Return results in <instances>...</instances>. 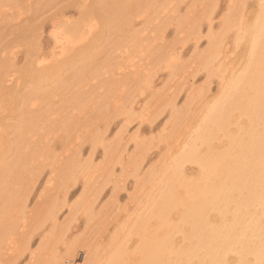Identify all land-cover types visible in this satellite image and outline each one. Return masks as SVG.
<instances>
[{
    "label": "bare ground",
    "instance_id": "bare-ground-1",
    "mask_svg": "<svg viewBox=\"0 0 264 264\" xmlns=\"http://www.w3.org/2000/svg\"><path fill=\"white\" fill-rule=\"evenodd\" d=\"M170 1L182 2L0 0V99L8 98L13 107L10 115L5 112L8 116L0 117L3 264H17L25 256L23 264H75L82 248L87 252L86 264H264V0H257L251 19L243 16L242 0H230L217 31L212 16L218 0H190L186 14L176 16L186 39L194 38L192 61L208 76L220 69L218 46L228 30L234 28L236 40L246 45L243 63L228 78H221L216 96L205 98L202 86L191 85L181 105L176 96L165 97L154 89L149 76L160 65L171 75L184 69L175 43L150 46L154 49L142 55L144 66L124 75L118 72L122 77L113 72L137 63L128 62L141 41L137 19L151 22V8L157 12L170 6L176 14L177 7L172 8ZM202 21L208 24L206 34H202ZM47 27L50 49H44L47 39L39 43ZM202 37L206 47L198 50ZM11 44L23 46L22 59L8 52ZM19 61L23 65L16 70L13 66ZM90 80L95 83L88 87ZM143 93L149 98L136 114L134 98ZM57 99V104L48 106ZM200 103L202 110L196 113ZM3 104L0 100V108ZM86 109L89 118L102 126L91 119L82 121L85 116L80 112ZM166 109L169 117L163 129L167 131L161 134L172 151L158 167L141 171L154 142L138 134L125 136L127 124L136 119L140 124L144 112L158 116ZM117 116L125 123L107 137ZM53 134L66 141L61 153L54 152L48 140ZM84 142L90 143L91 152L102 149L99 165L91 157L82 158ZM113 163H118L124 176L138 177L140 186L148 185L149 193L139 200L140 212L128 230L119 225L124 234L130 233L126 236H138L133 250L124 235L119 241L122 232H115L117 226L109 235L113 241H105L103 257L104 247L90 232L71 236L69 231L74 230L71 224L80 211L88 221L98 217L92 209L103 187L122 181ZM186 163L196 165L195 177L187 176ZM44 166L51 168L47 184L30 206L29 194ZM77 180L81 192L69 203L74 194L69 189ZM106 204L100 208L110 211L112 204ZM91 222L90 227L97 226ZM38 230L41 237L32 248V234Z\"/></svg>",
    "mask_w": 264,
    "mask_h": 264
},
{
    "label": "rangeland",
    "instance_id": "rangeland-1",
    "mask_svg": "<svg viewBox=\"0 0 264 264\" xmlns=\"http://www.w3.org/2000/svg\"><path fill=\"white\" fill-rule=\"evenodd\" d=\"M234 2H236V0H234ZM170 4H172V8L176 5V7H177V13L176 14L172 15V12H173L172 10H174V8L171 9L170 6L167 9H165L164 11H158L157 10V12H155L153 10V8H151L150 11L152 12V15L154 17L153 20H151V22H150V20L147 21L146 18H138L137 19L138 21H137V23H135V28L139 29L141 41H139V43L135 44L134 49L132 50V52L128 56V58H129L128 62L129 63H132L134 61L135 62L137 61V63H133V64L129 65L128 68H125L122 71H121V69H118V70L113 71V72H115V76L122 77V75H120L118 72H121V74L124 75L125 73L132 72L138 66H144V64H142L143 63V56L142 55H144L143 53L145 52L146 49H149V50L154 49L150 46H153L156 48V47L160 46L161 44H171V43L173 44V43H175V46L180 48V50H181L180 57L182 59V62L185 64V67L182 71L179 70L178 73L171 75L170 72L167 69H164L161 65L157 66V69L155 70L154 73H152L151 71L149 72L150 78L154 80V83H153L154 89H157V90L161 91L162 93H164L165 97L171 98L172 96H176V102L178 105H181L183 103V101L186 97V94L188 93V88L191 85H194L196 87L202 86L205 90V94H203L204 97L210 99V98L216 96L217 93L219 92L221 78L222 77L223 78L225 77L224 79L228 78V76L230 75V72H234L236 69L239 68L241 63H243L242 60L244 59L243 56L245 55V52H243V51L246 50V45L244 44V41L236 40L234 28H231L230 30H228V32H226L224 34V37L221 39V43H219V46H218L221 49L220 55L218 57L219 59L217 61L218 64L220 65V69H218V71L215 74L208 76L205 72L206 71L205 69L199 68L197 66V64L195 63V61H192L193 60V52H194V38L189 37L188 39H186V37H185L186 33L184 32V30L179 28L178 22L176 19V16L179 17V15L181 16L183 14H186V12L188 11L187 9L189 7L188 5H190V0H182L181 3H177L175 1H170ZM230 4H231L230 0H218V4H217L216 8L214 9L213 16H212V19H213L212 20V27L215 31L220 30L222 17L225 14V12H226V10ZM241 4H242L241 7H243V9H244L243 16L246 15L245 19H251L254 15L256 8H257V0H242ZM148 14L151 17V14L149 13V11H148ZM165 15L167 16L168 19L163 22L161 20V18L165 17ZM71 16H72L71 19H74L75 16H73V15H71ZM157 23H159V24L157 25V28H155L153 25H155ZM200 24H201L200 27L202 30V34H206L207 25H208L207 22L202 21V23H200ZM5 27L7 28V25ZM49 30H50V27H47L45 32L42 33L43 34L42 38H39V43L40 42L42 43L43 39H47V40H44V42H43L44 43V49H50L51 48V43L49 42V40H50V36H49L50 31ZM160 32H161V36L159 34ZM7 41H10V40H7ZM180 41H182V42H180ZM205 47H206V38L202 37L198 42L197 49L203 50ZM8 52L9 53H11V52L16 53L17 57H21V59H22L24 48L21 45H12L11 44V47L8 50ZM7 56H9V55H7ZM119 59H121V58L119 57ZM21 65H23L22 62L14 65L13 67L16 68V70H18L17 68H19ZM94 83H95L94 80H90L88 87L93 86ZM148 98H149L148 93H143L142 95H136V97L134 98V102H135L134 108L136 110L135 111L136 114H139L141 111H143L142 105L144 104V102ZM0 100L4 103L0 108V117L8 116L7 114L10 115L12 112V108H13L12 104L10 103L8 98L6 99V97L5 98L2 97ZM57 103H58V99L51 102L48 106L55 105ZM168 110L169 109L163 110L162 113H160L158 116L154 115L153 113L150 114L149 112H144L142 115H145L146 118L144 117L145 119L143 118V121L140 124L138 123L137 119L134 120V122L132 121V122L127 124V129H126L127 132L126 131L124 132L125 136L130 137V136H136L135 134H138L140 137H146L147 140L151 139V140H149L150 142L151 141L154 142V143L151 142V144H153V146H150V148L147 152L148 154H146L145 160H144L143 165H142L143 169L141 168L142 169L141 171H144L147 167L149 168V166H152V168L158 167L159 165H161L163 163V161H165V159H166L165 154L172 151V150L167 149L170 146V144L168 146V143H169L168 139H167L168 143H167V141H165L166 138L164 140L162 139V134L166 133V131H167V129L165 130L163 128L166 126L164 123L166 122V120L169 117ZM194 110L196 113H200V110H202L201 103L197 107H195ZM2 111H3V113H2ZM146 113H147V115H146ZM80 115L85 116V118H82V121L84 119H85V121H88L89 119H91L93 121H96L99 125L101 124L100 126H102V123H100V121L97 120L96 118H95L96 120L93 118H89L90 113L87 109L81 110ZM151 117H153L154 120ZM146 119H148V120H146ZM122 120H123V118L121 116H117L116 119L115 118L113 119V121L110 123L111 126L109 127V130L106 132L107 137L111 138L112 137L111 135H114L113 133H115L120 128L121 124L125 123L124 120H123V122H122ZM83 124H85V123H83ZM118 125H119V128H118ZM127 133H129V134H127ZM138 135H137V137H138ZM160 138L164 142V144H163V142H161ZM48 140H50L49 142H51V146H52L54 152H56V153H61L62 150H64V148H67L66 145L64 146L66 141H64L62 138H60L59 134L51 135V139L48 138ZM165 142L167 145L165 144ZM132 147H133V141L130 140V143L128 142L129 151H131L133 149ZM97 148L98 149L91 152L90 143H88V142L82 143V152H81L82 158L91 157L93 159V162L95 163V165L96 164L99 165V162H101V159L103 157H102V149L100 147H97ZM89 153H94V154H91V156H90ZM113 164H114V173L116 175H120V177L122 178V181H120L116 185H114L111 182L107 183L105 185V187H103V189L99 195V198L95 201L92 212L95 211L94 215L96 214V212H98L99 216L97 217V214H96L95 215L96 217L92 218L94 221L92 219H90V220L93 222L92 226H94V225H97V226L90 227L89 222H91V221L90 220L88 221V218H87L88 215L85 214L84 211L83 212L80 211L79 212L80 215L77 214L78 219L75 220L76 222H74V223L72 222V224H71V226L74 227V230L69 231L71 236H73L74 234L76 236H80V234H84V232L86 234H88L90 232L89 234L91 235V238H93L94 241H97L96 242L97 244L100 243V245L104 247V248L101 247L102 250L104 249V252L100 250L101 252H103L102 253L103 257L106 254L105 251H107L105 249V247H107V244H105V241H107V242L113 241V240H110V238H111L110 236H112L114 234L113 230H115V228H117V226L119 227V225H122L123 228L120 226L119 227L120 229H116L115 232L118 230V232L120 234V232H122L121 228L122 229L125 228L126 230H128V228L130 226L129 225L130 221L135 217L137 218V215L140 212L139 206H138L139 200L140 199L143 200L142 199L143 195L149 193L148 185L140 186V184H138V182L136 180V178H138V177L135 178L134 176L132 177L131 175H125L124 176L125 173L124 172H123L124 174L121 173L120 166L117 165L118 163H113ZM184 168H185V172H186L188 177L193 178L196 176V171H197L196 165L186 163ZM50 172H51V168L49 166H44V168L40 172V176L38 177V180H35V182H34L35 185L33 184L32 189H31V193L29 194V199L31 200L29 203L30 206H32V204H34V201L39 198L38 195L43 192L42 187H44L45 184H47L45 181H46L47 176L50 174ZM142 174L143 173H140V176ZM81 186L82 185H81L79 180H77L75 185L71 186V188L69 190L74 191V194L70 197L69 203L71 201L74 202L78 198L79 195H76V194H79V192H81ZM61 191H63V190H61ZM44 192H45V190H44ZM57 197H61V194L59 193V195ZM52 198H54V197H52ZM103 203H108L110 205L112 204L110 206V207H112V209L110 211L104 210V209L108 208V207L107 208L104 207L105 204H104L103 208L102 207L100 208V206L103 205ZM108 204H106V205H108ZM98 208L103 210V213H102V211L98 210ZM65 210H66V208H64L60 212V215H62ZM104 211H105V216H104ZM65 212L67 213V211H65ZM65 212L62 215L63 217L66 215ZM83 214H85L86 217ZM106 215H109V217H107ZM63 217H61V218H63ZM101 217L103 219H99ZM104 218H105V222H104ZM95 219L100 220V222L102 221L105 224L101 223L99 226L100 222H97L98 224H96ZM125 224H127V227H125L126 226ZM101 225H106L105 226L106 229L103 226L101 227ZM123 225H125V226H123ZM85 226H87V227L84 230ZM97 230H99V231H97ZM124 230L121 233V236H119L117 234L118 232L116 233V235L119 236L118 237L119 241H123V240H121L122 238L123 239L125 238L126 240H128L127 245H129L130 247L129 246H127V247L130 248V249L128 248L129 250H133V248L135 247V244H136L135 242L139 241V239L137 238L138 236L136 237V236H133L132 234H131L132 236L131 235L126 236L127 234H130V233L124 234ZM126 230H125V232H126ZM46 231H47V229L44 230V232H46ZM36 233L38 234V236ZM40 233H41V230L33 232V234H32V248L37 247L38 242H39L38 238L41 237ZM111 233H112V235H111ZM122 235H124L125 237H122ZM177 236H178V234H177ZM116 237L117 236H115V238ZM108 240H110V241H108ZM126 240L124 242H126ZM101 248L99 247V249H101ZM99 249H97V250H99ZM82 250L83 251L78 253V256L75 259V264H82V263L86 264V261H84L83 258H84V256L87 255V252L85 251L84 248H82ZM26 260H27L26 256L22 257V258H20V260L17 264H23V263H25ZM4 261H5V259L1 256L0 257V264H3Z\"/></svg>",
    "mask_w": 264,
    "mask_h": 264
}]
</instances>
